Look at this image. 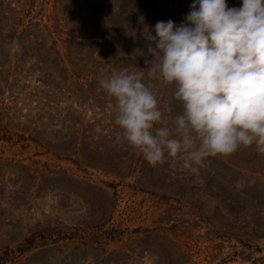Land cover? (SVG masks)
I'll list each match as a JSON object with an SVG mask.
<instances>
[{
    "label": "rangeland",
    "instance_id": "1",
    "mask_svg": "<svg viewBox=\"0 0 264 264\" xmlns=\"http://www.w3.org/2000/svg\"><path fill=\"white\" fill-rule=\"evenodd\" d=\"M195 2L0 0V39L21 45H0V264H264V156L254 146L191 170L173 157L153 166L115 144L114 98L100 80L83 87L65 75L66 62L78 79L146 72L155 43L145 25L155 37L157 22H185ZM154 83L156 127H172L175 85Z\"/></svg>",
    "mask_w": 264,
    "mask_h": 264
},
{
    "label": "clouds",
    "instance_id": "2",
    "mask_svg": "<svg viewBox=\"0 0 264 264\" xmlns=\"http://www.w3.org/2000/svg\"><path fill=\"white\" fill-rule=\"evenodd\" d=\"M144 31L155 43L147 71L124 68L99 81L114 98L115 144L137 149L153 166L178 158L185 170L253 146L264 156V0H242L238 8L196 0L185 22L159 21L155 37ZM20 51L13 40L9 52ZM156 81L174 84L182 103L172 127H156L163 119Z\"/></svg>",
    "mask_w": 264,
    "mask_h": 264
},
{
    "label": "trees",
    "instance_id": "3",
    "mask_svg": "<svg viewBox=\"0 0 264 264\" xmlns=\"http://www.w3.org/2000/svg\"><path fill=\"white\" fill-rule=\"evenodd\" d=\"M0 45H1V47L2 46L3 47L9 46L6 42V40H2V39H0ZM117 52H111V53H113L115 55ZM114 55L111 57L112 59H114ZM90 57H91L90 59L88 58L87 60H85L86 61L85 63L88 64V66H99L100 63L102 62V61L97 60L96 57H93V56H90ZM117 61L118 60L115 59L113 61V63H115ZM66 64H68V65L64 67L65 75L74 80L73 81V80L69 79L68 80L69 83H71V81H73V83H74L75 81L78 82L80 80L81 81L80 84L81 85L83 84L82 86L84 87V86H87L92 80H95V79L100 80L101 78H103L100 75V72L89 73V71L87 70V72H85V74H84L85 78L78 79L76 73H79L81 68H79L77 66H73V64L69 63V62H66ZM76 65H78V64H76ZM92 69H94V68H92ZM76 92L78 93V91H76ZM86 97H87V94H86Z\"/></svg>",
    "mask_w": 264,
    "mask_h": 264
}]
</instances>
